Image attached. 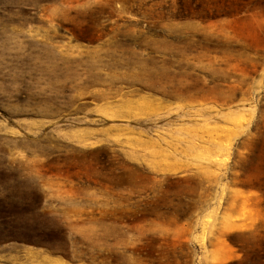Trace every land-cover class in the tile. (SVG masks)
I'll list each match as a JSON object with an SVG mask.
<instances>
[{
    "label": "rangeland",
    "instance_id": "374dc122",
    "mask_svg": "<svg viewBox=\"0 0 264 264\" xmlns=\"http://www.w3.org/2000/svg\"><path fill=\"white\" fill-rule=\"evenodd\" d=\"M0 264H264V0H0Z\"/></svg>",
    "mask_w": 264,
    "mask_h": 264
}]
</instances>
